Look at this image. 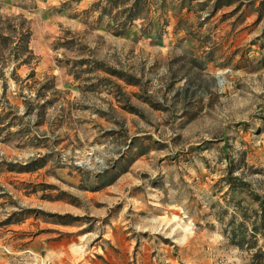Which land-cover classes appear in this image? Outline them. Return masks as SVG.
Here are the masks:
<instances>
[{
  "label": "rangeland",
  "instance_id": "374dc122",
  "mask_svg": "<svg viewBox=\"0 0 264 264\" xmlns=\"http://www.w3.org/2000/svg\"><path fill=\"white\" fill-rule=\"evenodd\" d=\"M251 194L264 0H0V264H264Z\"/></svg>",
  "mask_w": 264,
  "mask_h": 264
},
{
  "label": "trees",
  "instance_id": "16d2710c",
  "mask_svg": "<svg viewBox=\"0 0 264 264\" xmlns=\"http://www.w3.org/2000/svg\"><path fill=\"white\" fill-rule=\"evenodd\" d=\"M26 36L28 35L25 34ZM26 44H27V40H26ZM25 44V47L27 49V45ZM30 170H26L25 172H28ZM251 199L257 204V210L254 211V215L257 216L258 220L261 221V226L264 224V200L263 198L255 195V194H251ZM259 211V212H258ZM261 229V227H257L256 225H253L252 222V226H251V236L255 238V236L258 234V231ZM232 232H229L231 234V237L229 238L231 240V242L236 245L237 247H242V245L244 244V241L247 237L248 233V223L241 221L240 223H237L235 226H233V228L231 229Z\"/></svg>",
  "mask_w": 264,
  "mask_h": 264
}]
</instances>
